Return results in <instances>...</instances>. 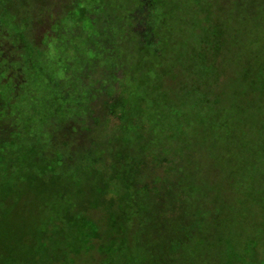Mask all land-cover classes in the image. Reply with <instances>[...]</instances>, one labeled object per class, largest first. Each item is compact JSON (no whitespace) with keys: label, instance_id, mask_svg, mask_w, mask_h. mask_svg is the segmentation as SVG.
<instances>
[{"label":"rangeland","instance_id":"374dc122","mask_svg":"<svg viewBox=\"0 0 264 264\" xmlns=\"http://www.w3.org/2000/svg\"><path fill=\"white\" fill-rule=\"evenodd\" d=\"M244 1L240 15L261 17L259 0ZM180 2L0 0V255L12 264H97L91 251L53 246L62 223L79 220L105 242L109 217L129 221L110 239L126 252L119 264H227L226 249L248 243L264 258V104L246 106L244 153L234 139L154 128L143 111L114 115L156 71L163 99L185 101L178 72L166 74L184 39L169 28ZM252 32L219 55L217 92L230 91L241 56H264V28ZM39 229L49 247L40 258L29 248Z\"/></svg>","mask_w":264,"mask_h":264},{"label":"trees","instance_id":"16d2710c","mask_svg":"<svg viewBox=\"0 0 264 264\" xmlns=\"http://www.w3.org/2000/svg\"><path fill=\"white\" fill-rule=\"evenodd\" d=\"M259 1L260 5L256 7L257 9L254 12L258 11L262 15H260L261 17H254L252 21H248L244 18V15H240L238 5H243L244 0H240L238 4L237 2L229 3L227 7H225L226 0H187L186 6L181 2L178 3V6L174 7L176 12L173 13V22L169 28L175 31L177 35L183 36L184 39L182 40L181 37L176 41V44L170 46L173 50L172 63L177 65H171L172 72L167 71L166 74L173 75L175 71L178 72L180 90H175L179 92L184 90L182 93L186 98L185 101L178 98L172 102L163 99L165 94H163L162 86L156 81L162 74L156 71L149 74L150 80L147 87L144 84L143 88L132 95L130 101L121 97L114 105V115L123 117L130 114L132 110L143 111L145 118L154 128L161 127L162 130H172L176 134H183L184 131H197L198 134H201L200 137L206 139L209 134H215L216 137L222 140L234 139L233 141L238 142L237 150L244 153L246 138H242L244 134L241 133L240 127L247 120L243 115L246 106H252L254 103L251 99L256 98L258 102L264 104V56L262 58L258 55H252L250 58L248 56L245 58L246 55L241 56L246 60L245 64L242 62L238 65L237 80L232 82V88L226 93L225 91H228L226 88L223 90L224 93L217 92L216 85H219L220 78L216 64H218L217 59H219L218 57L223 53V50L230 52L231 55L239 42L249 39V34L254 38V33H251V30H262L264 28V3L262 0ZM180 11L181 16H178L177 13ZM261 35L264 37V34ZM255 40L261 39L257 36ZM209 55H213V61L211 60V62L209 61ZM197 89L200 92L202 91L203 98L201 96L194 98V94H190L188 91L194 90L197 92ZM186 92L187 95L189 94L188 97H186ZM262 140L264 139L261 138ZM5 150L6 148H1L0 153L4 155ZM254 150H256V147L253 150L248 149L250 152ZM252 161H249V163L252 164ZM18 182L25 181L17 179L16 183ZM3 183L8 189L13 187V190H16L17 184L9 187L10 182ZM53 208L56 211L58 206ZM129 216L127 219L130 218ZM85 221L87 220L85 219ZM119 221L115 217L108 218L110 235L107 234V240L103 243H100V240L96 241L99 239V227L96 223H85L83 220H79V223H75L72 228L68 224L62 223L65 225L66 238L65 240L57 239V245L53 247L58 249L59 252H63L62 255H64L67 252L71 253L69 248L73 246L75 248L71 250L74 251L72 254L76 258H79L83 253L93 252L99 258L101 257L97 260L95 255L93 262L119 264V261L123 260L117 253L124 258L126 252L121 248V243L118 245L110 239L114 235L112 234L115 232L114 230L123 228L122 223H129V221ZM44 232V230L39 229L37 231L39 240H36L29 247L39 258L42 254L48 253L49 248L48 242H44L42 239ZM256 251V247L252 243H248L239 255L231 247H228L225 252L227 254L226 263L264 264V258H260ZM36 254L22 257L23 259L20 258L19 260H32ZM103 256L106 257L103 258ZM0 257L2 264L15 262L9 252L0 255ZM53 259L52 264L62 260L55 257Z\"/></svg>","mask_w":264,"mask_h":264}]
</instances>
